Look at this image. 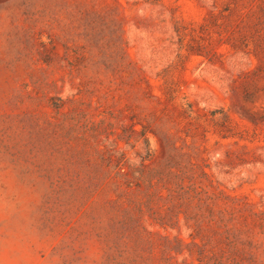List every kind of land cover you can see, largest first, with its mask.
<instances>
[{"label":"rangeland","instance_id":"374dc122","mask_svg":"<svg viewBox=\"0 0 264 264\" xmlns=\"http://www.w3.org/2000/svg\"><path fill=\"white\" fill-rule=\"evenodd\" d=\"M215 3L0 0V264H221L219 191L211 214L151 186L165 151L186 164L196 142L216 184L264 211V52L181 51L177 28Z\"/></svg>","mask_w":264,"mask_h":264},{"label":"trees","instance_id":"16d2710c","mask_svg":"<svg viewBox=\"0 0 264 264\" xmlns=\"http://www.w3.org/2000/svg\"><path fill=\"white\" fill-rule=\"evenodd\" d=\"M188 28L180 25L177 28L181 40L190 37V43L181 46V51L186 49L188 54L203 57L211 64H222L224 54L218 53L214 48V42L225 46L229 53L238 54L240 51L250 56L253 48L257 52H264V0H221L215 3L205 22L198 27ZM166 102L173 104L174 108L179 101L182 92L179 84L163 82L160 85ZM184 99V98H183ZM184 112L192 115L193 107L188 104L181 105ZM231 130L229 118L225 116L219 122V133L224 139L228 138ZM170 142L171 137H165ZM149 145V140L146 138ZM187 145L189 158L186 164L178 162V148L174 146L165 161L159 164L158 178L151 182V186L160 194L167 192L168 195H178L190 200L198 198L207 204L209 212L214 214L210 201H218L211 193L218 190V195L223 200L222 209L219 210L220 227L226 235V245L229 247L222 250L221 264H264V211L253 206L251 201L232 196L220 188L206 169L202 160V149ZM166 150V146H164ZM194 156H193V153ZM167 157V158H166ZM146 169L143 166V171ZM162 227H172L166 222ZM260 233V234H259Z\"/></svg>","mask_w":264,"mask_h":264}]
</instances>
